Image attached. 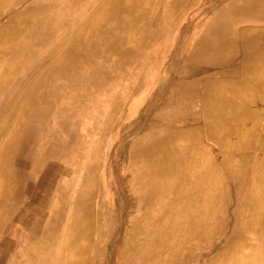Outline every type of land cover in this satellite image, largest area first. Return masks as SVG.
Here are the masks:
<instances>
[{
    "label": "bare ground",
    "instance_id": "bare-ground-1",
    "mask_svg": "<svg viewBox=\"0 0 264 264\" xmlns=\"http://www.w3.org/2000/svg\"><path fill=\"white\" fill-rule=\"evenodd\" d=\"M243 2L229 4L228 14L211 21L186 61L221 66L227 55L264 35L252 30L264 24V0ZM165 3L167 14L159 20L163 9L159 15L151 5ZM191 4L0 0V264H95L105 260L116 225L127 222L115 264H251V252L264 249V226L250 220L264 219V140L249 139L256 132L243 125L257 114L252 107L258 103L244 104L238 95L205 85L198 125L188 118L200 103L193 80L171 99L165 96L173 77L164 78L169 67L159 47L162 20ZM182 66L173 67L179 79ZM243 70L234 82L238 88L264 91V51ZM185 72L192 76V69ZM156 82L154 99L165 108L125 151L129 143L120 136L131 125H119L114 115L136 89ZM143 93L131 101L132 114L144 103ZM113 136L116 159L128 152L130 176L114 179L118 199L109 222L104 211L112 168L100 167L99 159ZM223 172L230 185L219 186ZM126 184L138 194L137 215L129 218ZM231 197L233 211L226 204Z\"/></svg>",
    "mask_w": 264,
    "mask_h": 264
},
{
    "label": "rangeland",
    "instance_id": "rangeland-1",
    "mask_svg": "<svg viewBox=\"0 0 264 264\" xmlns=\"http://www.w3.org/2000/svg\"><path fill=\"white\" fill-rule=\"evenodd\" d=\"M246 0H186L187 4L192 2L191 5L188 7H184L180 9V11L172 16H169L164 21L162 20L163 25L165 26V30L163 31V36L160 39V50H163L164 56L162 57V62L164 67H169L168 72L165 73L164 78L168 79L169 75H171L172 78V84L169 87L168 91L165 93L166 98H172L173 93L177 90L178 92L183 91L186 88V85L190 82L194 81L196 84V87L194 89V92L197 91V96L199 94L200 96V103L197 105L196 113H198L195 117V115H189L188 118L192 121H196V124H202V98H203V92H204V86L209 85L212 86L213 91L221 92V94H231V95H238L241 97L237 98L239 101L244 102H250L252 100H255L258 105H253L252 109L256 110L257 114L252 116L251 119H248L247 122L243 123L245 127L248 129H254V131L257 133H254L255 136L251 135L249 139H254V137H262L264 140V135H261L260 132L264 129V98L256 99L253 98L255 91V87L252 86H246L239 87L243 88L242 90L238 88L237 83H234L240 77L243 76L244 73V63L247 62L249 59H255L259 54H261L264 49V35L261 36L259 39H250L248 47L246 45L244 47H240L238 54L234 55H227V62H223L221 66H209L204 65V63H194L187 60V55L189 54V50L192 47V45L195 43V40L199 38V35L202 34L204 30L208 28V26L213 22L214 19H217L218 15L224 14V11H227V8L229 4H237L238 6H243L244 2ZM242 2V3H240ZM28 2L24 3L21 7L18 9L22 10L27 6ZM154 5H151V11H157V13L160 15L163 9L162 16L159 20L164 19V17L167 14V4L159 5V7H155ZM228 14V12L226 13ZM224 14V15H226ZM149 16V14H148ZM151 16V15H150ZM5 21V20H4ZM2 21V22H4ZM212 21V22H211ZM1 25V22H0ZM252 30L256 32L255 27L252 25ZM264 33V29L260 28L258 31ZM198 35V36H197ZM249 48V49H248ZM232 51L236 52V49H231ZM175 53H177L175 57ZM171 59V60H170ZM186 59V60H185ZM245 59V61L243 60ZM237 62L241 63L237 66ZM184 64V65H183ZM182 66L184 69V72H182L181 77L182 79H179L177 77L173 67L176 68V66ZM162 66V67H163ZM155 69V68H154ZM173 69V70H172ZM186 69H192L193 73L191 77H185L187 74L185 72ZM156 72L158 73V68L156 67ZM160 74V72H159ZM144 75V73H143ZM1 76V75H0ZM164 79V80H165ZM180 81L182 82V85L179 84ZM230 85V86H228ZM235 86V87H234ZM148 87V89H147ZM158 87V82L156 83H149L148 86H140V88L136 89V91L133 95L129 96L127 100L118 107L114 118L115 121L119 125L123 126H130V129L128 131H125L121 133L120 139H126L129 143V146L125 151L130 150V146L132 143H134L136 140H138L140 137H142L145 134L146 129L151 126L152 124H155L159 120V113H161L162 109L165 108L166 104H162V102H159V99L155 98L156 89ZM248 87V88H247ZM251 87V88H250ZM144 89L143 93L145 95L144 103L142 104L141 108L137 112V114H132L128 109V107L131 104V101L134 97H136L142 90ZM146 89V90H145ZM231 89V91H229ZM236 89V90H234ZM238 89V90H237ZM255 91H254V90ZM174 92H173V91ZM258 91V90H257ZM241 96H240V95ZM253 96V97H252ZM248 98L242 99V98ZM249 97H252L249 99ZM154 99L153 102H149ZM243 100V101H242ZM251 103V102H250ZM249 103V105H250ZM243 104V103H242ZM260 106V107H257ZM158 115V116H157ZM258 116V117H257ZM158 117V118H155ZM255 118V122L252 121V118ZM193 118H196V120H193ZM258 118V119H257ZM259 124V125H258ZM191 125V124H190ZM196 128V127H194ZM233 138H231V141L233 144L238 143L237 135H232ZM38 138V137H37ZM110 138V137H109ZM248 139V140H249ZM115 137H111L102 148V153L100 157V167L106 169L108 167L112 168L111 173L108 176V189H109V196L106 201V211H104V215L106 218H110L112 208L114 207L115 201L118 199L116 195H113L114 188H116V184L114 182V179L116 177H129L130 173L127 170L129 168L127 163V154L128 152H125V157H117L114 153H116V148L118 146V142H114ZM107 144V147H106ZM215 154H218V150H214ZM16 152H14V155ZM23 151H19L18 156L21 158L23 157ZM219 155V154H218ZM105 156H107L105 160ZM221 157V156H220ZM231 158V166L234 168H237V165L235 164L234 156H230ZM217 159H219L217 157ZM115 166V167H114ZM15 167V166H14ZM18 168L19 170H23L22 166H16L15 169ZM119 174V176H118ZM223 178L220 180L218 179V182H220V185L229 184L231 183V178L228 176V174H222ZM220 177V175H219ZM230 185V184H229ZM139 189V185H136V189ZM122 189V188H121ZM132 185L126 184L124 185V199H123V205L126 204L127 211L124 212V215L129 217H134L137 215V207H138V194L135 193V191H132ZM230 191L234 192L235 188L233 186L230 187ZM137 192V191H136ZM169 195L162 197L163 203L169 202ZM226 200V198H224ZM223 199V200H224ZM122 200V198H121ZM231 201H226L227 206H229L230 211H233L236 206V200L234 197H231ZM47 209L44 210V213L47 214ZM47 216V215H46ZM124 216V220H125ZM220 216V215H219ZM222 217V216H221ZM219 219V217H218ZM230 219L232 220V216H230ZM110 222V219H108ZM250 220L259 221L260 224H263L264 226V219L254 218L253 216L250 217ZM218 221V220H216ZM121 223V222H120ZM106 225V224H105ZM130 224H126L125 228L121 226L116 225V228L113 230L112 239H115V243L112 244L111 240L109 244L106 245V251L107 255L105 260L99 262L100 259L94 261L95 264H115L119 251L124 247V242L126 239V228L129 227ZM102 229V228H101ZM99 230V229H98ZM104 230V228H103ZM102 230V232H103ZM166 232H169V230L165 229ZM100 231V230H99ZM22 230L19 228L18 234L21 233ZM97 235H99V232H96ZM168 234V233H166ZM8 236V233L5 234ZM115 235V236H114ZM21 236V235H20ZM110 238V237H109ZM109 241V240H108ZM256 243V242H254ZM94 245V243H93ZM207 252V251H206ZM257 250H254L251 252V254L255 257L253 260V263L251 264H264V249L259 252V254H256ZM257 255V256H256ZM255 262V263H254Z\"/></svg>",
    "mask_w": 264,
    "mask_h": 264
},
{
    "label": "crops",
    "instance_id": "crops-1",
    "mask_svg": "<svg viewBox=\"0 0 264 264\" xmlns=\"http://www.w3.org/2000/svg\"><path fill=\"white\" fill-rule=\"evenodd\" d=\"M254 27H255V29H256V31H258L260 28H262V29H264V24H262V23H258V24H254L253 25ZM258 34V32H256V35ZM246 89V88H245ZM254 90V89H253ZM255 91V90H254ZM240 95V94H239ZM241 96V95H240ZM255 98H258V99H261V98H264V91H255V94L253 95ZM252 96V97H253ZM242 97V96H241ZM252 97H249V99L250 98H252ZM242 99H248L247 97L246 98H242ZM257 107H260V106H257Z\"/></svg>",
    "mask_w": 264,
    "mask_h": 264
}]
</instances>
